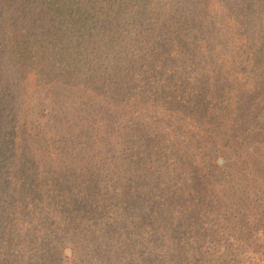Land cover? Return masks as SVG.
I'll use <instances>...</instances> for the list:
<instances>
[{
  "label": "trees",
  "instance_id": "obj_1",
  "mask_svg": "<svg viewBox=\"0 0 264 264\" xmlns=\"http://www.w3.org/2000/svg\"><path fill=\"white\" fill-rule=\"evenodd\" d=\"M0 264H264V0H0Z\"/></svg>",
  "mask_w": 264,
  "mask_h": 264
}]
</instances>
